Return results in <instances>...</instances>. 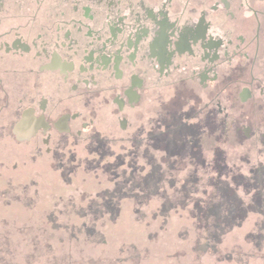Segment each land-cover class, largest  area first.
<instances>
[{
	"label": "flooded vegetation",
	"instance_id": "obj_1",
	"mask_svg": "<svg viewBox=\"0 0 264 264\" xmlns=\"http://www.w3.org/2000/svg\"><path fill=\"white\" fill-rule=\"evenodd\" d=\"M185 111L213 131L236 111L264 145V0H0V143L148 138Z\"/></svg>",
	"mask_w": 264,
	"mask_h": 264
},
{
	"label": "rangeland",
	"instance_id": "obj_2",
	"mask_svg": "<svg viewBox=\"0 0 264 264\" xmlns=\"http://www.w3.org/2000/svg\"><path fill=\"white\" fill-rule=\"evenodd\" d=\"M190 115L50 154L4 140L0 251L15 264H264V145L235 131L236 111L224 131Z\"/></svg>",
	"mask_w": 264,
	"mask_h": 264
},
{
	"label": "water",
	"instance_id": "obj_3",
	"mask_svg": "<svg viewBox=\"0 0 264 264\" xmlns=\"http://www.w3.org/2000/svg\"><path fill=\"white\" fill-rule=\"evenodd\" d=\"M38 126V119H34L33 116L25 111L13 129L16 140L23 141L29 139Z\"/></svg>",
	"mask_w": 264,
	"mask_h": 264
},
{
	"label": "trees",
	"instance_id": "obj_4",
	"mask_svg": "<svg viewBox=\"0 0 264 264\" xmlns=\"http://www.w3.org/2000/svg\"><path fill=\"white\" fill-rule=\"evenodd\" d=\"M30 246L32 247L31 249L36 248L35 243H30ZM1 250H2V249H1ZM49 252H50V250L48 249V250H44L43 253H44V255H46V254H49ZM11 254H13V248H5V249H3L2 251H0V258H2V259H4V260H7L6 262H7L8 264H15V262L8 260V259H12V258H11ZM3 262H4V261H3ZM88 263H89V264H99V261H97V260H93V259H92V261L90 260ZM0 264H2L1 261H0ZM105 264H106V263H105Z\"/></svg>",
	"mask_w": 264,
	"mask_h": 264
}]
</instances>
